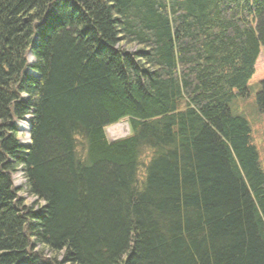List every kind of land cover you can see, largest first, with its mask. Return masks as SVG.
Instances as JSON below:
<instances>
[{"label": "trees", "instance_id": "1", "mask_svg": "<svg viewBox=\"0 0 264 264\" xmlns=\"http://www.w3.org/2000/svg\"><path fill=\"white\" fill-rule=\"evenodd\" d=\"M261 50L264 0H0V264H264Z\"/></svg>", "mask_w": 264, "mask_h": 264}, {"label": "rangeland", "instance_id": "2", "mask_svg": "<svg viewBox=\"0 0 264 264\" xmlns=\"http://www.w3.org/2000/svg\"><path fill=\"white\" fill-rule=\"evenodd\" d=\"M31 62L32 59L28 58ZM264 79V56L261 50L254 68V73L248 80V92L245 96H235L230 103L231 109L238 115H242L249 122L251 129V143L256 148L261 168L264 172V113L259 112L256 107V93L259 91L260 82ZM18 128L20 132V140L28 141L29 123L26 120L19 121ZM105 134L109 141H115L130 135V129L126 119L116 124L105 127ZM14 186L20 189L23 178L20 172L14 175ZM19 195L26 198L25 204L30 205L33 198L29 197L25 192L20 191Z\"/></svg>", "mask_w": 264, "mask_h": 264}]
</instances>
